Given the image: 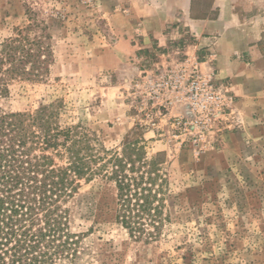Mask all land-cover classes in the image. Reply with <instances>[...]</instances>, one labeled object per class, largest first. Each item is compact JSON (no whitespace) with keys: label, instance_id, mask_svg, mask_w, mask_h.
I'll return each mask as SVG.
<instances>
[{"label":"rangeland","instance_id":"1","mask_svg":"<svg viewBox=\"0 0 264 264\" xmlns=\"http://www.w3.org/2000/svg\"><path fill=\"white\" fill-rule=\"evenodd\" d=\"M209 1L195 0V13ZM185 2L0 0V44L16 28L41 22L53 50L50 73L12 80L5 107L34 112L62 99L65 122L81 124L106 149L120 152L126 143L141 141L166 180L158 181L164 186V221L158 237L148 241L116 222L113 181L81 180L64 204L71 230L81 234L77 264H264V86L244 103L231 90L237 122L215 126L197 145L190 135H174L170 113L178 105L155 128L139 111L148 77L188 59L209 60L206 43L215 35L191 30ZM226 3L237 25L257 20L264 26V0ZM158 25L159 40L151 33ZM145 37L152 39L149 48Z\"/></svg>","mask_w":264,"mask_h":264},{"label":"trees","instance_id":"2","mask_svg":"<svg viewBox=\"0 0 264 264\" xmlns=\"http://www.w3.org/2000/svg\"><path fill=\"white\" fill-rule=\"evenodd\" d=\"M194 4L191 18L218 17L214 0L199 13ZM50 38L46 25L36 22L16 28L0 44V264H77L81 234L71 230L64 204L81 180L115 183V220L131 236L154 239L164 221L166 180L141 141L120 152L98 146L84 126L63 120L62 99L34 112L5 107L12 80L50 73Z\"/></svg>","mask_w":264,"mask_h":264},{"label":"built area","instance_id":"3","mask_svg":"<svg viewBox=\"0 0 264 264\" xmlns=\"http://www.w3.org/2000/svg\"><path fill=\"white\" fill-rule=\"evenodd\" d=\"M207 63L210 65L203 71L199 61L188 59L157 77H148L139 107L146 124L158 127L159 117H166L165 112L178 105L185 112L171 117L174 135H190V141L197 145L215 126L236 123V96L219 80L211 62Z\"/></svg>","mask_w":264,"mask_h":264},{"label":"crops","instance_id":"4","mask_svg":"<svg viewBox=\"0 0 264 264\" xmlns=\"http://www.w3.org/2000/svg\"><path fill=\"white\" fill-rule=\"evenodd\" d=\"M226 2L228 0H215V6L220 10L216 20L191 19L189 17L190 0H186L182 8L186 18L193 22L189 23L191 30L194 29L200 34L215 35L207 39L208 47L205 49L207 50L205 57H209L207 61H210L215 68L219 80L229 83L230 89L240 98V103H244L248 100L246 98L254 97L258 93L260 86H264V26L257 20L237 25L228 14ZM161 31L162 27L158 25L151 33L154 38L159 40ZM144 40L147 48L152 46L150 37H145ZM195 47L199 48L200 46L195 45ZM244 57L247 59L245 60ZM207 61L199 62L203 71L210 65ZM155 65L160 68L162 63L158 62ZM253 83L256 87L251 88ZM184 112L185 110L173 108L170 115L183 114Z\"/></svg>","mask_w":264,"mask_h":264}]
</instances>
